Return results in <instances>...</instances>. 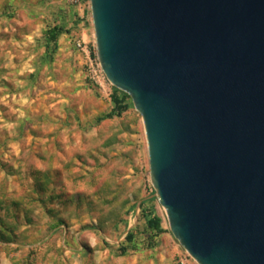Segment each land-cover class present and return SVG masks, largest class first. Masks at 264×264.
<instances>
[{
    "label": "water",
    "instance_id": "water-1",
    "mask_svg": "<svg viewBox=\"0 0 264 264\" xmlns=\"http://www.w3.org/2000/svg\"><path fill=\"white\" fill-rule=\"evenodd\" d=\"M88 2L173 238L196 264H264V0Z\"/></svg>",
    "mask_w": 264,
    "mask_h": 264
},
{
    "label": "rangeland",
    "instance_id": "rangeland-1",
    "mask_svg": "<svg viewBox=\"0 0 264 264\" xmlns=\"http://www.w3.org/2000/svg\"><path fill=\"white\" fill-rule=\"evenodd\" d=\"M63 1L0 0V201L11 211L0 209V216L15 236L2 244L7 249L0 246V264L24 259L29 249L33 264H196L173 238L157 200L166 232L153 249L117 256L129 231L139 246L149 243L139 209L124 213L153 189L142 120L131 108L97 123L111 109L112 86L94 37L87 43L91 63L70 31L59 36L53 60H44L45 32L67 24L58 10ZM82 4L89 10L88 0ZM38 172L49 180L39 191L43 203L33 190ZM50 193L58 196L53 202ZM121 216L127 226L116 227ZM59 219L64 223L54 228Z\"/></svg>",
    "mask_w": 264,
    "mask_h": 264
},
{
    "label": "trees",
    "instance_id": "trees-1",
    "mask_svg": "<svg viewBox=\"0 0 264 264\" xmlns=\"http://www.w3.org/2000/svg\"><path fill=\"white\" fill-rule=\"evenodd\" d=\"M65 30L62 26L54 25L51 28H49L45 32V51L43 58L47 62H51L54 58L55 53L58 50L59 44H58V39L59 36L63 33H66ZM110 102H111V109L106 112L104 115L100 116L97 118V123L102 122L104 120L108 119H113L115 117L119 118L121 117L124 113H126L129 109L133 108L132 102L130 97L116 89L115 87L112 86V91L110 94ZM39 178H35V183L33 185V190L35 193L39 195L40 192L45 191L46 189V183L49 181L48 178L40 172H38ZM105 187H102L98 193H102ZM108 189L107 191H110L113 193L111 186L106 187ZM40 191V192H39ZM41 194V193H40ZM154 191L152 189L151 194L148 196L147 199H143L138 205L137 202H133L132 204H129L125 208V215L128 213H131L135 210L136 207L139 209V216L143 219L144 221V228L143 230L147 234V239L149 243L147 246H139L135 241H134V235L132 231L127 232L124 241L120 242L117 246V256L122 257L127 255L130 252H139L145 249H153L155 246V239L158 238L160 235L166 232V230L162 227L161 225V217L157 214L156 210L153 207V202L156 200V198L153 196ZM43 194H41V198L39 201L43 203ZM58 196L50 193L47 195L46 199H48V202H53ZM15 207L18 206L19 202L16 200H13L12 203ZM0 209L5 210V214L8 215L11 213L10 209L8 207H5L4 202L0 201ZM14 213V212H13ZM17 215L14 213L13 214V219H16ZM64 223L63 220H58L57 223L55 224L54 228L58 227ZM124 225L127 226V221L124 219L122 216L117 218V221L115 223L116 227L118 225ZM92 227V226H90ZM87 228V227H86ZM94 229V228H91ZM15 240V236L12 232V228L9 225L4 224V220L2 216H0V246H2L3 243L7 242H13ZM103 244L107 247H111L109 243H107L104 239L102 240ZM4 249H7L9 246H2ZM34 255V250L29 249V254L26 256L24 259H11L10 264H33L32 257Z\"/></svg>",
    "mask_w": 264,
    "mask_h": 264
},
{
    "label": "crops",
    "instance_id": "crops-1",
    "mask_svg": "<svg viewBox=\"0 0 264 264\" xmlns=\"http://www.w3.org/2000/svg\"><path fill=\"white\" fill-rule=\"evenodd\" d=\"M63 4V7H58V10L60 11V19L64 20V22L66 21L67 24L64 23L60 26L68 30L65 31L66 34L70 31L75 38H80V40L82 39L84 42L90 43L93 37V28L88 8L83 4L82 7H77L69 3L66 4L64 1ZM66 25H68V27H66ZM59 43L61 45V42Z\"/></svg>",
    "mask_w": 264,
    "mask_h": 264
},
{
    "label": "built area",
    "instance_id": "built-area-1",
    "mask_svg": "<svg viewBox=\"0 0 264 264\" xmlns=\"http://www.w3.org/2000/svg\"><path fill=\"white\" fill-rule=\"evenodd\" d=\"M84 0H66L67 3L73 4V5H81ZM76 46L88 57L91 63V59L89 57L90 54V48L86 42H84L82 39L78 40L76 43Z\"/></svg>",
    "mask_w": 264,
    "mask_h": 264
}]
</instances>
